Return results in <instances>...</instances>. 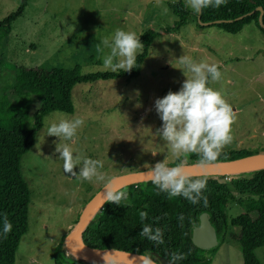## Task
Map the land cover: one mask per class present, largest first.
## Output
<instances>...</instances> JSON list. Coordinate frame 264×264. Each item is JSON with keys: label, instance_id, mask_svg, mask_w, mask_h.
Segmentation results:
<instances>
[{"label": "rangeland", "instance_id": "1", "mask_svg": "<svg viewBox=\"0 0 264 264\" xmlns=\"http://www.w3.org/2000/svg\"><path fill=\"white\" fill-rule=\"evenodd\" d=\"M176 1L186 4V0H26L21 6L22 0H0V21L20 7L10 31L0 40V102L24 110L34 100L31 94L23 93L20 100L13 96L14 68L19 66L48 70L78 65L81 74L113 73L103 69V57L110 49L102 41L117 29L141 37L147 30L171 27L177 17L170 3ZM188 10L185 23L176 31L152 40L135 78L76 84L70 93L72 113L53 111L43 117L33 145L19 160L29 204L27 230L13 264H54L52 255L58 246L63 248V238L81 209L104 184L65 173L55 153L54 141L58 143L59 138L45 135L47 126L61 119L82 118L85 123L75 142L67 143L82 157L102 161L99 171L106 178L149 169L165 158L167 164L172 162L176 156L156 134L162 120L154 102L169 90L178 91L186 79L177 60L182 55L196 63L219 65L221 79H210L208 86L221 92L236 117L231 126L233 140L222 151L245 150L250 157L264 156V33L252 22L235 34L199 27L195 12ZM31 126L30 118L22 123L24 129ZM151 151L158 152L153 156ZM75 171L79 172V166ZM130 188L131 183L118 190L126 191L129 198ZM240 213L233 204L227 208L229 217ZM222 234L214 250L206 252L209 264H242L234 240L239 228L228 227ZM254 255L264 264V246L256 248Z\"/></svg>", "mask_w": 264, "mask_h": 264}, {"label": "trees", "instance_id": "2", "mask_svg": "<svg viewBox=\"0 0 264 264\" xmlns=\"http://www.w3.org/2000/svg\"><path fill=\"white\" fill-rule=\"evenodd\" d=\"M25 1L22 0L21 6ZM17 9L0 21V40L10 31L20 7ZM170 9L177 19L171 27L147 30L142 34L140 40L144 48L137 56L136 67L130 72L81 74L78 65L71 69L14 68L13 96L20 100L23 93L31 94L34 100L24 110L0 102V264L14 263L19 240L27 230L29 190L20 173L19 160L33 145L35 135L43 125V117L53 111L72 113L70 93L76 84L97 79L135 78L140 73L141 63L148 54L152 40L162 33L176 31L190 13L181 1L170 3ZM195 18L199 27H216L229 34L239 32L251 22L264 33V0H227L219 8L208 7L199 14L195 13ZM28 118L32 120V126L24 129L22 123ZM248 156L250 153L245 150L222 151L214 162ZM190 163H200V158L194 153L181 155L168 166ZM225 177H192L207 180L202 192L208 200L206 206L203 200L192 204L183 196L169 199L167 193L160 192L152 181L133 183L130 197L125 203L121 202L122 206L106 201L103 203L82 231V242L91 247H113L150 255L158 264L155 256L169 260L171 253L185 256L176 260L175 264H209L206 252L213 251L215 247L201 250L191 242V230L198 224L199 215L205 213L217 240L228 227L239 228L234 240L240 248L242 264H260L254 250L264 246V169ZM230 204L241 210L238 216H227ZM142 211L147 213L144 221L140 218ZM4 214L12 224L11 232L6 237L2 234ZM145 224L153 229H163V244H155L139 235ZM52 257L54 264H101L83 262L66 255L60 246Z\"/></svg>", "mask_w": 264, "mask_h": 264}, {"label": "clouds", "instance_id": "3", "mask_svg": "<svg viewBox=\"0 0 264 264\" xmlns=\"http://www.w3.org/2000/svg\"><path fill=\"white\" fill-rule=\"evenodd\" d=\"M226 3L227 0H186V6L197 14L204 8H219ZM102 44L110 49L103 57V69L113 73L130 72L136 67L137 56L144 48L140 36L122 29L115 30L111 38H105ZM177 60L182 66L179 68L183 70L186 79L178 91L169 90L163 97L155 99L154 108L162 120V125L157 129L156 134L163 139L171 154L179 158L181 155L194 153L200 158L201 166H204L216 161L223 148L232 142L231 126L235 122V113L221 92L208 86L210 79L211 81L221 79L222 73L218 64L196 63L186 55L180 56ZM84 123L79 117L71 120L61 119L48 125L45 135L59 138L58 143L54 141L55 153H58V158L63 161L66 174L81 181L91 182L95 179L104 182L105 201L122 206L121 201L128 199V193L114 189L111 179L106 178V174L99 171L104 167L103 162L82 157L67 143L75 142L77 131L84 126ZM40 144L38 140L37 149L40 148ZM157 152L151 151L153 156ZM77 166L79 172L75 171ZM149 173L152 183L160 192L167 193L169 199L183 196L192 204L203 200L204 205H207V197L202 195L207 180L193 179L184 171L182 165L169 167L165 158L162 162H156L151 166ZM140 218L144 221L147 213L140 212ZM2 219V234L6 237L11 232L12 224L6 214ZM180 220L183 221V216ZM139 235L155 244L164 243L163 229L160 227L153 229L151 225L145 224ZM183 258H185L183 254L171 253L169 262L175 264L176 260ZM104 259L106 264H116L115 259L110 256H105ZM140 262L155 264L151 256L145 254L140 257Z\"/></svg>", "mask_w": 264, "mask_h": 264}, {"label": "water", "instance_id": "4", "mask_svg": "<svg viewBox=\"0 0 264 264\" xmlns=\"http://www.w3.org/2000/svg\"><path fill=\"white\" fill-rule=\"evenodd\" d=\"M261 11V8H258ZM250 156L235 160L211 162L204 166L201 163L181 164L184 171L193 176H235L250 173L264 169V156H259L256 160H247ZM175 167V166H169ZM111 179L112 187L118 189L126 184L152 181L149 169L129 172ZM104 184L87 200L81 209L72 229L63 238V250L66 255H70L80 261L90 263L106 264L105 256H110L115 261L129 260L134 264H141L140 257L142 253L127 251L113 247H91L82 242L81 233L86 225L93 218L94 214L101 208L105 202ZM192 244L201 249L209 250L214 248L218 241L214 228L208 221L207 215L202 213L198 217V224L191 230ZM89 257L91 261L87 260ZM160 264H170L169 260L163 257L155 256ZM98 262H94L93 260ZM153 259V258H152ZM154 260V259H153ZM155 261V264H158ZM123 264V263H116Z\"/></svg>", "mask_w": 264, "mask_h": 264}, {"label": "bare ground", "instance_id": "5", "mask_svg": "<svg viewBox=\"0 0 264 264\" xmlns=\"http://www.w3.org/2000/svg\"><path fill=\"white\" fill-rule=\"evenodd\" d=\"M260 157H249L247 160H256L259 159ZM68 257V256H67ZM87 258V257H86ZM90 258L88 257L87 260H89ZM93 260V259H92ZM91 261V260H89ZM94 262H98L96 260H93ZM116 263H123V264H134V262L129 261V260H125V261H116Z\"/></svg>", "mask_w": 264, "mask_h": 264}, {"label": "built area", "instance_id": "6", "mask_svg": "<svg viewBox=\"0 0 264 264\" xmlns=\"http://www.w3.org/2000/svg\"><path fill=\"white\" fill-rule=\"evenodd\" d=\"M225 177V176H224ZM226 178V177H225Z\"/></svg>", "mask_w": 264, "mask_h": 264}]
</instances>
